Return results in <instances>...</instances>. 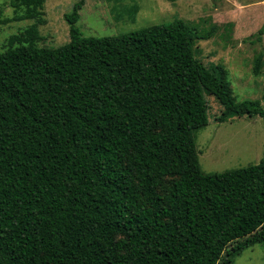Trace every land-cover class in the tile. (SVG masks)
I'll return each mask as SVG.
<instances>
[{
  "label": "trees",
  "instance_id": "16d2710c",
  "mask_svg": "<svg viewBox=\"0 0 264 264\" xmlns=\"http://www.w3.org/2000/svg\"><path fill=\"white\" fill-rule=\"evenodd\" d=\"M84 2L63 44L0 52V264H227L264 242V159L215 172L198 159L208 97L218 122L264 121L260 99L195 55L216 26L84 36ZM263 65L260 51L252 72Z\"/></svg>",
  "mask_w": 264,
  "mask_h": 264
},
{
  "label": "rangeland",
  "instance_id": "374dc122",
  "mask_svg": "<svg viewBox=\"0 0 264 264\" xmlns=\"http://www.w3.org/2000/svg\"><path fill=\"white\" fill-rule=\"evenodd\" d=\"M75 1L0 0V52L68 41L64 14ZM178 19L203 34L216 26L208 38L195 41V55L206 65L219 63L227 69L237 99L258 98L264 106V65L258 75L252 72L254 56L262 51L264 59V32L258 35L264 25V0H85L76 25L84 36L103 37ZM208 102L211 117L196 131L195 140L201 169L222 171L264 159L261 117L232 116L218 122L213 116L221 107L212 97ZM234 243L223 252L226 261ZM228 263L264 264V242L247 245Z\"/></svg>",
  "mask_w": 264,
  "mask_h": 264
}]
</instances>
